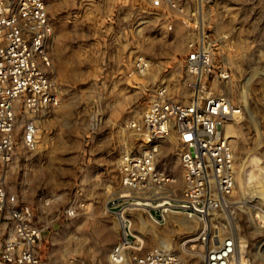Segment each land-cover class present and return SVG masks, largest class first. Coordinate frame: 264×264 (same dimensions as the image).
I'll list each match as a JSON object with an SVG mask.
<instances>
[{"label":"rangeland","instance_id":"374dc122","mask_svg":"<svg viewBox=\"0 0 264 264\" xmlns=\"http://www.w3.org/2000/svg\"><path fill=\"white\" fill-rule=\"evenodd\" d=\"M49 14L48 52L61 103L40 117L38 148L22 151L0 179L45 222L48 264H115L111 252L122 226L109 203L124 192L121 157L140 144L128 126L142 118L165 77L180 76L190 35L178 25L169 31L146 0H49ZM201 20L210 33L229 34L225 91L240 110L225 126L236 150V193L210 222L243 239L252 264H264V0H213ZM138 56L151 62L145 76L132 74ZM161 144L159 167L173 176L169 190L180 194V144L175 137ZM74 202L85 206L66 218ZM129 214L147 249L168 242L188 264H200L191 249L198 220L171 214L157 225L139 211Z\"/></svg>","mask_w":264,"mask_h":264},{"label":"built area","instance_id":"2783aa9c","mask_svg":"<svg viewBox=\"0 0 264 264\" xmlns=\"http://www.w3.org/2000/svg\"><path fill=\"white\" fill-rule=\"evenodd\" d=\"M211 2L146 0L169 31H177L178 25L190 38L180 76L165 77L142 118L128 126L140 144L121 157L118 169L124 192L109 203L122 226L111 252L115 264H188L168 242L147 249L132 231L133 211L149 215L157 225L167 224L171 214L198 220L201 226L191 249L200 264H252L244 240L223 234L224 229L210 222L236 193V150L225 126L240 112L225 91L232 75L229 34H212L201 20ZM53 33L49 0H0V174L22 151L38 148L40 117L61 103L48 52ZM151 66L147 57L138 56L132 74L145 76ZM167 137L180 144L185 180L180 194L169 190L173 176L159 167L161 139ZM84 206L74 202L63 215L75 218ZM45 230L33 203L0 179V264H48Z\"/></svg>","mask_w":264,"mask_h":264},{"label":"bare ground","instance_id":"6f19581e","mask_svg":"<svg viewBox=\"0 0 264 264\" xmlns=\"http://www.w3.org/2000/svg\"><path fill=\"white\" fill-rule=\"evenodd\" d=\"M174 182V181H173Z\"/></svg>","mask_w":264,"mask_h":264}]
</instances>
